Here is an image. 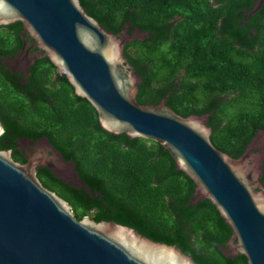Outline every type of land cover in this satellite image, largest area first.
Masks as SVG:
<instances>
[{"label": "trees", "instance_id": "1", "mask_svg": "<svg viewBox=\"0 0 264 264\" xmlns=\"http://www.w3.org/2000/svg\"><path fill=\"white\" fill-rule=\"evenodd\" d=\"M215 1L220 2L79 3L106 30L119 31L129 21V28L148 32L143 40L132 39L123 46L128 62L141 75L140 102L164 97L177 113L210 110L212 141L237 156L254 131L264 127V0L249 15L254 29L249 36L250 28L237 27L232 16L235 8L250 6L252 0L242 5ZM176 13L180 18L170 23ZM42 62L46 82L55 67L46 56ZM58 73L45 85L53 98L50 104L37 100L27 106L23 99H4L10 114L0 115V147L3 136L28 134L19 123L38 127L35 134L53 135L57 149L75 161L89 186L90 192L77 189L46 167H36L40 182L66 199L78 217L111 218L153 240L175 244L199 264H246L242 254L231 258L219 251L217 244L225 241L230 229L209 200L186 204L194 184L175 168L168 151L153 140L102 129L92 106Z\"/></svg>", "mask_w": 264, "mask_h": 264}, {"label": "water", "instance_id": "2", "mask_svg": "<svg viewBox=\"0 0 264 264\" xmlns=\"http://www.w3.org/2000/svg\"><path fill=\"white\" fill-rule=\"evenodd\" d=\"M262 1L253 0L245 16ZM13 20L92 106L102 129L150 139L168 151L194 184L186 204L208 199L230 229L217 244L223 256L242 254L246 264H264V127L234 156L212 141L210 110L177 113L164 97L140 102L141 75L123 46L147 32L136 26L127 32L129 21L112 32L79 0H0V24ZM74 165L46 135L22 163L0 148V264H199L175 244L111 218L78 217L36 175V166H45L66 184L89 191Z\"/></svg>", "mask_w": 264, "mask_h": 264}, {"label": "flooded vegetation", "instance_id": "3", "mask_svg": "<svg viewBox=\"0 0 264 264\" xmlns=\"http://www.w3.org/2000/svg\"><path fill=\"white\" fill-rule=\"evenodd\" d=\"M209 1L212 5H216L220 2L215 0ZM232 1L235 4L238 3L242 5L246 0ZM249 7L250 6L248 5L241 9L235 8V14L232 16L237 27L250 28V32L246 33L247 36L254 32V29L249 26V16H245ZM179 18L180 15L176 13L169 18V22L174 23ZM131 28L128 26L125 29L129 32ZM147 35H144L142 39L138 40H143ZM31 41L32 38L23 28L19 20L0 24V115L10 114L8 107L5 105L6 103L4 102V99H23L26 101L27 106L33 105V102L37 100L43 101L44 104H50L53 100V98L48 95L47 91H45V85H50L52 80L56 79L55 73H57V71L54 69L50 72L48 81H44L45 74L41 69V66L43 64L42 60L45 56L42 54L41 50L31 44ZM36 54H38V56H36ZM32 56L35 57L30 60ZM53 84L56 85V82ZM19 125L22 129L28 130V134H12L1 138L3 144L0 148L9 149V153L14 160L20 163L24 162L26 156L33 151L37 138L42 135H46L48 141L55 149H57L55 144L56 139L53 135L49 136L45 133L35 134L40 131V128H31L21 123H19ZM82 183L85 185L84 182ZM77 189L84 190L82 187ZM88 192H90V189ZM92 196H96V193H93Z\"/></svg>", "mask_w": 264, "mask_h": 264}]
</instances>
